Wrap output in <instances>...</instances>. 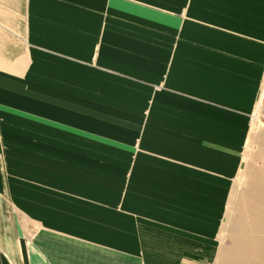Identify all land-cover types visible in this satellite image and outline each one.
Here are the masks:
<instances>
[{
  "label": "crops",
  "instance_id": "0c3cea01",
  "mask_svg": "<svg viewBox=\"0 0 264 264\" xmlns=\"http://www.w3.org/2000/svg\"><path fill=\"white\" fill-rule=\"evenodd\" d=\"M264 75V0H0V264H209Z\"/></svg>",
  "mask_w": 264,
  "mask_h": 264
},
{
  "label": "rangeland",
  "instance_id": "374dc122",
  "mask_svg": "<svg viewBox=\"0 0 264 264\" xmlns=\"http://www.w3.org/2000/svg\"><path fill=\"white\" fill-rule=\"evenodd\" d=\"M250 121L251 129L221 218L216 254L209 264H261L260 256L251 260L242 253H249L252 250L249 244H257L264 238L255 204L257 182L264 178V75ZM3 155L0 147L1 158Z\"/></svg>",
  "mask_w": 264,
  "mask_h": 264
},
{
  "label": "bare ground",
  "instance_id": "6f19581e",
  "mask_svg": "<svg viewBox=\"0 0 264 264\" xmlns=\"http://www.w3.org/2000/svg\"><path fill=\"white\" fill-rule=\"evenodd\" d=\"M258 181V180H257ZM255 183V182H254ZM256 185V184H255ZM257 200H256V211L258 213V219H259V229L263 231L264 233V178L260 179L257 182ZM253 241V240H252ZM258 242V241H257ZM250 247H252V250L249 251V253L244 254L242 253V256H247L249 259L253 260L254 257L260 256L261 264H264V238L261 239L257 244H249ZM257 248V251H256ZM260 248L262 251H260ZM240 250V249H239ZM238 250V251H239Z\"/></svg>",
  "mask_w": 264,
  "mask_h": 264
}]
</instances>
